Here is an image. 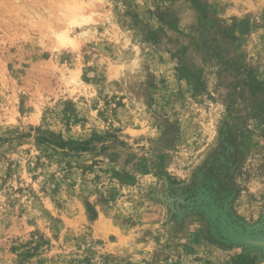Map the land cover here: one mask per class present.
I'll return each instance as SVG.
<instances>
[{
  "label": "rangeland",
  "instance_id": "obj_1",
  "mask_svg": "<svg viewBox=\"0 0 264 264\" xmlns=\"http://www.w3.org/2000/svg\"><path fill=\"white\" fill-rule=\"evenodd\" d=\"M239 254L264 261V0H0V264Z\"/></svg>",
  "mask_w": 264,
  "mask_h": 264
},
{
  "label": "trees",
  "instance_id": "obj_2",
  "mask_svg": "<svg viewBox=\"0 0 264 264\" xmlns=\"http://www.w3.org/2000/svg\"><path fill=\"white\" fill-rule=\"evenodd\" d=\"M40 139H44L46 140V137H39ZM61 143L65 144V143H70V142H64V141H61ZM75 146L74 148L75 149H80L82 151H86L87 150V144L88 142L85 141V142H75L74 143ZM236 264H255V261L249 257L248 255H244V254H239L237 256V259H236Z\"/></svg>",
  "mask_w": 264,
  "mask_h": 264
},
{
  "label": "water",
  "instance_id": "obj_3",
  "mask_svg": "<svg viewBox=\"0 0 264 264\" xmlns=\"http://www.w3.org/2000/svg\"><path fill=\"white\" fill-rule=\"evenodd\" d=\"M258 264H264V261H263V262H260V263H258Z\"/></svg>",
  "mask_w": 264,
  "mask_h": 264
},
{
  "label": "bare ground",
  "instance_id": "obj_4",
  "mask_svg": "<svg viewBox=\"0 0 264 264\" xmlns=\"http://www.w3.org/2000/svg\"><path fill=\"white\" fill-rule=\"evenodd\" d=\"M260 245V244H259ZM262 245V244H261Z\"/></svg>",
  "mask_w": 264,
  "mask_h": 264
}]
</instances>
